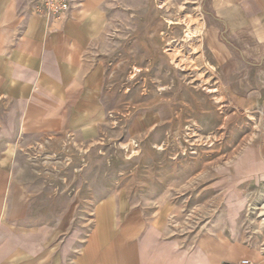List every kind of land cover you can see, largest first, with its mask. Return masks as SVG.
Returning a JSON list of instances; mask_svg holds the SVG:
<instances>
[{"label": "crops", "instance_id": "obj_1", "mask_svg": "<svg viewBox=\"0 0 264 264\" xmlns=\"http://www.w3.org/2000/svg\"><path fill=\"white\" fill-rule=\"evenodd\" d=\"M70 1L68 18L50 23L26 0H0V264H264V248L253 245L261 237L238 230L229 163L226 175L186 182L196 186L193 208L202 217L189 234L186 223L176 231L156 214L176 210L138 189L145 186L104 193L90 207V187H48L32 170L33 145L55 151L70 139L88 146L107 128L101 49L110 0ZM205 12L203 45L228 91L243 112L261 113L257 170L243 175L245 197L264 188V0H208ZM165 174L164 181L177 179ZM219 210L225 214L214 218Z\"/></svg>", "mask_w": 264, "mask_h": 264}, {"label": "rangeland", "instance_id": "obj_2", "mask_svg": "<svg viewBox=\"0 0 264 264\" xmlns=\"http://www.w3.org/2000/svg\"><path fill=\"white\" fill-rule=\"evenodd\" d=\"M207 1L110 0L101 49L110 112L105 134L88 146L70 139L55 151L46 143L33 145L27 156L48 187H90V207L104 193L150 185L138 189L159 194L158 203L176 210L156 214H164L176 231L186 227L188 234L202 218L193 208L196 186L190 190L188 184L201 173L226 175L229 163L238 230L257 241L261 237L253 245L264 248V188L241 193L243 175L257 170L253 147L260 141L261 113L243 112L203 45ZM244 155L251 162L245 163ZM164 171L177 179L162 180ZM224 214L219 210L214 218Z\"/></svg>", "mask_w": 264, "mask_h": 264}, {"label": "built area", "instance_id": "obj_3", "mask_svg": "<svg viewBox=\"0 0 264 264\" xmlns=\"http://www.w3.org/2000/svg\"><path fill=\"white\" fill-rule=\"evenodd\" d=\"M31 3L32 11L48 22H62L69 16L71 10L70 0H26ZM240 264H250L243 260Z\"/></svg>", "mask_w": 264, "mask_h": 264}]
</instances>
